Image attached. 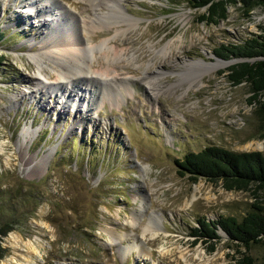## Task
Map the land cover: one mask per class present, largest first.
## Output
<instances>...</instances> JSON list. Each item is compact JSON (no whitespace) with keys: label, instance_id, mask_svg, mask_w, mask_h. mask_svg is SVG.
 Instances as JSON below:
<instances>
[{"label":"rangeland","instance_id":"obj_1","mask_svg":"<svg viewBox=\"0 0 264 264\" xmlns=\"http://www.w3.org/2000/svg\"><path fill=\"white\" fill-rule=\"evenodd\" d=\"M38 1L0 0V231L10 228L0 234V264H237L245 250L222 232L214 249L191 232L202 218L240 219L261 200L221 181L193 183L175 160L210 145L264 155V95L250 104L249 87L227 79L232 62L213 54L259 35L264 6L249 14L230 6L225 20L206 24L193 0H121L130 24L98 0H41L49 12ZM37 13L67 23L47 26ZM91 22L88 36L78 24ZM69 27L81 42H107L89 57L90 74L68 83L30 55L50 28L57 43ZM103 69L109 78L94 75ZM151 222L157 238L143 234ZM127 244L142 252L121 257ZM247 255L264 264V245Z\"/></svg>","mask_w":264,"mask_h":264},{"label":"trees","instance_id":"obj_2","mask_svg":"<svg viewBox=\"0 0 264 264\" xmlns=\"http://www.w3.org/2000/svg\"><path fill=\"white\" fill-rule=\"evenodd\" d=\"M193 8L204 9L205 12L198 17L200 22L217 24L227 18L230 6L241 4L246 14L254 8L264 6V0H193ZM259 35L244 40L242 43H229L213 50L216 58L223 61H233L226 69L227 79L232 86L246 84L251 98L250 104L259 102L264 95V25L259 27ZM4 38L0 32V41ZM0 55V67L5 62ZM264 111V105H261ZM176 173L187 177L195 183L198 179L208 182L221 181L224 188L229 191H251L258 201L251 205V210L240 219L234 217H219L215 221L204 218L198 220V226L193 229L191 236L195 242L217 244L221 237L219 231L227 241L236 248H243L237 264H253L247 255L252 246L264 245V155L260 152H233L217 146H207L198 152L185 154L181 159L175 160ZM259 198V199H258ZM4 224H0V227ZM9 225H6L8 227ZM10 228L0 231L6 235Z\"/></svg>","mask_w":264,"mask_h":264},{"label":"bare ground","instance_id":"obj_3","mask_svg":"<svg viewBox=\"0 0 264 264\" xmlns=\"http://www.w3.org/2000/svg\"><path fill=\"white\" fill-rule=\"evenodd\" d=\"M87 1L89 3H91V2L94 3V1H97V0H87ZM120 1L121 0H98V4L96 2L95 5H97L98 7H101L102 10L106 12L105 14L111 13V15L123 16L124 14H122L120 11H118V8H117V2H120ZM37 5L41 8H45L46 12H49L52 8V7H50V8L46 7L45 4L41 3V0L38 1ZM28 8H30V7H28ZM53 8H54L53 10L61 11V9L58 5L54 4ZM37 16L40 19V23H43V24L48 23L47 26L56 24V20L63 21V23H61V24L58 23V25H60V27H61V25H66V23H67V21L65 20L66 18L62 16V13L59 14V16H57L58 18H56V20L53 19L51 21H49L50 17L45 19L39 13H37ZM53 16L54 15H52V17ZM61 16L64 18V20L61 18ZM123 17L125 18V16H123ZM104 18H105V15H104ZM67 19H71V17H69ZM96 20L98 21V23H101L100 17H97ZM125 21H127L131 24V21L126 19V18H125ZM83 23H85V22H83ZM91 23L92 24L86 25V28H84V25H81L82 23H79L78 28L81 27L82 31H86L88 36H89L90 33L92 32L91 27L93 26L94 22H91ZM96 25L94 23V27ZM113 26L119 27V23H117V24L114 23ZM52 28L49 29V34H48L49 37L51 35L53 37H56L57 35H59V32H53ZM98 28H100V27H98ZM121 30H118V31H121ZM49 37L46 38L45 40H43L37 54H35L34 56L30 55V57L32 58V60L35 61V63H39L41 61L48 60L53 65V68L55 69L57 81L67 80L68 83L71 81V79H74V78L75 79L86 78L84 76H86L89 73V69H90L89 57L90 56L94 57V53H95L94 50L95 49H98L99 52L103 51L105 48L104 46L106 45V42H107V41H103V42H101L97 45H94V46L91 44L92 43V41H90L91 39L89 41L88 40L86 41V39H85L86 42H81L83 40L81 39L80 36L78 37L76 30H72L71 27L67 28L66 35L61 34L60 37H58L57 43H53V42L49 41L48 40ZM108 49L111 50V52L108 51V53H110L109 55H112L114 57L119 56V53H117L115 48H114L115 50L112 49L111 47H109ZM105 53H106V50H105ZM109 55L107 54V58L109 57ZM103 57H105V56H103ZM114 57H112V58H114ZM107 58H106V61H107ZM102 61H104V60H102ZM226 65H227V63L226 64L215 63L213 65V68L218 69V68L225 67ZM109 73H110L109 69H103V70H100L98 72H95L94 75L100 76L101 78H106V77L109 78L108 76L111 74V73L110 74ZM112 78H111V80H112ZM85 80H87V79H85ZM115 83H117V82H115ZM0 151H2V150L0 149ZM161 232L162 231H161L160 227H157L156 224L152 223V222L143 227V234L149 233L151 238H157L161 234ZM124 238H125L124 235L121 234L120 236L118 235L117 240L119 239V241H122V240H124ZM12 239H14L15 241L17 240V238H15L14 236H12ZM117 240L113 238L111 245L117 246V243L119 242ZM135 249L137 251L142 252V248L140 246L133 245V244H127L125 247H122L120 250H118L119 251L118 253H120L121 257H124L128 253H130L132 250H135ZM144 255L148 256V254H144Z\"/></svg>","mask_w":264,"mask_h":264},{"label":"water","instance_id":"obj_4","mask_svg":"<svg viewBox=\"0 0 264 264\" xmlns=\"http://www.w3.org/2000/svg\"><path fill=\"white\" fill-rule=\"evenodd\" d=\"M218 59V58H217ZM220 61H223V60H221V59H219ZM223 62H226V61H223ZM229 62H233V61H229Z\"/></svg>","mask_w":264,"mask_h":264}]
</instances>
